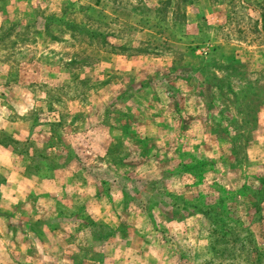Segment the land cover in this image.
<instances>
[{"label":"rangeland","instance_id":"obj_1","mask_svg":"<svg viewBox=\"0 0 264 264\" xmlns=\"http://www.w3.org/2000/svg\"><path fill=\"white\" fill-rule=\"evenodd\" d=\"M0 264H264V0H0Z\"/></svg>","mask_w":264,"mask_h":264},{"label":"trees","instance_id":"obj_2","mask_svg":"<svg viewBox=\"0 0 264 264\" xmlns=\"http://www.w3.org/2000/svg\"><path fill=\"white\" fill-rule=\"evenodd\" d=\"M202 215L206 218H212L210 215V210L209 209H206L205 211H202Z\"/></svg>","mask_w":264,"mask_h":264}]
</instances>
